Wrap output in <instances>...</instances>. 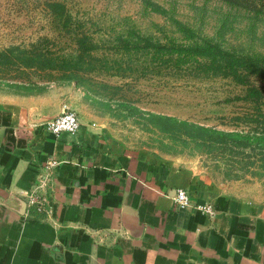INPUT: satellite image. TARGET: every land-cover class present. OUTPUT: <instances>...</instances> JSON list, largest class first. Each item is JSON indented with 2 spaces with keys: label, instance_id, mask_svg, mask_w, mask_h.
<instances>
[{
  "label": "rangeland",
  "instance_id": "374dc122",
  "mask_svg": "<svg viewBox=\"0 0 264 264\" xmlns=\"http://www.w3.org/2000/svg\"><path fill=\"white\" fill-rule=\"evenodd\" d=\"M261 64L264 14L245 3L0 0V100L62 101L134 153L252 199L264 198ZM152 114L247 136L225 144Z\"/></svg>",
  "mask_w": 264,
  "mask_h": 264
},
{
  "label": "crops",
  "instance_id": "0c3cea01",
  "mask_svg": "<svg viewBox=\"0 0 264 264\" xmlns=\"http://www.w3.org/2000/svg\"><path fill=\"white\" fill-rule=\"evenodd\" d=\"M37 96L0 100V264H264V198L134 153L85 120L55 134L48 122L67 104L47 110ZM48 157L59 159L50 210L35 219L25 191ZM177 187L191 204H176Z\"/></svg>",
  "mask_w": 264,
  "mask_h": 264
},
{
  "label": "built area",
  "instance_id": "2783aa9c",
  "mask_svg": "<svg viewBox=\"0 0 264 264\" xmlns=\"http://www.w3.org/2000/svg\"><path fill=\"white\" fill-rule=\"evenodd\" d=\"M49 128L55 134L64 131L75 132L80 126V117L74 109L65 105L60 113L50 119L48 122ZM59 163V159L55 157H48L43 164L41 171L36 176V181L33 185L25 191L26 201L28 205L36 207L39 211L49 213L47 192L53 187V170ZM176 204L180 207L187 206L192 203L188 189L184 187H177L173 194ZM197 206L204 212L212 213V202L197 204ZM31 208L29 215L34 217ZM44 217V216H42Z\"/></svg>",
  "mask_w": 264,
  "mask_h": 264
},
{
  "label": "trees",
  "instance_id": "16d2710c",
  "mask_svg": "<svg viewBox=\"0 0 264 264\" xmlns=\"http://www.w3.org/2000/svg\"><path fill=\"white\" fill-rule=\"evenodd\" d=\"M230 3H245L247 4L248 6L252 7V8H255L256 10L260 11L261 13L264 14V0H226ZM55 8H63V5L60 3V2H51L49 4V10L51 11V13H56V10L57 9H54ZM65 8V6H64ZM223 50V49H222ZM223 52H227L223 50ZM229 52V51H228ZM233 56V54L231 55ZM251 56L250 55H245V56H242V59L244 60H249V61H246L244 68H248L250 70H253L254 66L253 63L251 62ZM259 63V62H258ZM262 66V69L264 70V64H261ZM153 118H162V119H167V120H170V121H173L175 123H179V124H182V125H185L187 127H190L191 129H195V130H198V131H202L203 133H205L204 136H209L210 138H214L215 140L216 139H219V137H222L219 142H222L224 139L227 138H231V137H242L243 136H247V135H242L240 134L239 132H235V131H220V130H217L215 128H212V127H209V126H205V125H201V124H197V123H193V122H188V121H183V120H180L178 121V119L172 117V116H169V115H160V114H152ZM193 132L191 131V134ZM194 137H197L198 134L194 132L193 134ZM251 138V137H249ZM204 140L206 141V139L204 138ZM225 144H230V141L229 140H226V141H223ZM262 154H264V149L261 150ZM31 212L34 216L35 219H38V218H41L43 216V213L41 211H39L36 207H32L31 208Z\"/></svg>",
  "mask_w": 264,
  "mask_h": 264
}]
</instances>
